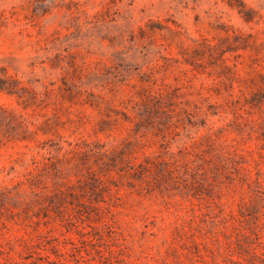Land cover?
Returning a JSON list of instances; mask_svg holds the SVG:
<instances>
[{
  "label": "rangeland",
  "instance_id": "1",
  "mask_svg": "<svg viewBox=\"0 0 264 264\" xmlns=\"http://www.w3.org/2000/svg\"><path fill=\"white\" fill-rule=\"evenodd\" d=\"M0 264H264V0H0Z\"/></svg>",
  "mask_w": 264,
  "mask_h": 264
},
{
  "label": "trees",
  "instance_id": "2",
  "mask_svg": "<svg viewBox=\"0 0 264 264\" xmlns=\"http://www.w3.org/2000/svg\"><path fill=\"white\" fill-rule=\"evenodd\" d=\"M256 182H258V181H256Z\"/></svg>",
  "mask_w": 264,
  "mask_h": 264
}]
</instances>
